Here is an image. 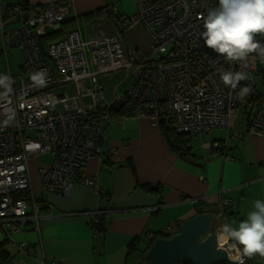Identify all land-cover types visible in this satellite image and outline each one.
I'll return each mask as SVG.
<instances>
[{"label":"built area","instance_id":"2783aa9c","mask_svg":"<svg viewBox=\"0 0 264 264\" xmlns=\"http://www.w3.org/2000/svg\"><path fill=\"white\" fill-rule=\"evenodd\" d=\"M217 5L218 0H141L136 15L129 21L145 29L148 53L125 46L117 34L95 35L83 43L74 29L46 45L45 59L37 40L47 30L60 29L71 11V3H9L6 15L0 17V57L5 58V74L18 81L12 85L9 98L0 100V224L7 223L9 230L15 232L27 220L37 222L38 207L34 205L32 214L27 211L28 161L42 154L52 159L48 168L39 169L44 191L68 194L79 184L106 199L95 179L83 176L82 172L87 160L99 153L104 128L115 120L108 114L107 107L111 105L115 109L127 105L128 115L145 117L155 125L165 119L175 133L194 138L216 128L228 130L231 117L240 108L248 112L247 131L264 134L262 99L253 97L245 103L238 99L244 85L255 93L253 74L259 59L253 55L246 63H228L206 48L201 39L203 17ZM117 19L126 20L115 16L113 21ZM14 22L18 26L9 28ZM257 39L264 41L263 36L258 35ZM6 43L24 56L22 78L14 77L8 70ZM90 65L95 68L92 73L88 70ZM41 69L47 73L46 87L34 86L30 80V74ZM119 70H125L133 80L125 94L112 103L106 102L96 77ZM228 70L243 71L248 79L231 90L220 81V73ZM86 82L89 84L85 85ZM67 85L73 86V94L54 93L59 86ZM88 98L91 103L87 105L84 100ZM9 115L14 120L5 124ZM220 205L228 208L229 201L221 200ZM98 224L95 219L94 235L103 234ZM168 230L169 227L164 228L161 234ZM156 237L155 233H147L148 239ZM223 249L226 254L236 255L234 259L227 255L228 259L239 263L236 248L224 242ZM19 250L26 255L34 251L28 243H21ZM140 264H146L145 260L141 259Z\"/></svg>","mask_w":264,"mask_h":264},{"label":"crops","instance_id":"0c3cea01","mask_svg":"<svg viewBox=\"0 0 264 264\" xmlns=\"http://www.w3.org/2000/svg\"><path fill=\"white\" fill-rule=\"evenodd\" d=\"M15 1L0 0V17L6 15L9 3ZM21 1L33 6L71 3V11L60 29L47 31L54 34L46 44L76 29L83 43L95 35L117 34L125 46L141 54L148 53L149 37L145 29L129 21L136 15L141 0ZM115 16L126 18L125 23H118L117 27L113 21ZM6 49L8 70L17 78L21 74L23 55L7 43ZM8 49H13V58L8 59ZM0 51H3L1 40ZM17 52L21 61L16 59ZM2 62L5 63V58ZM257 68L264 71V64L259 61ZM88 70L92 73L95 68L90 65ZM130 79L127 77V81ZM99 83L104 92V85L100 80ZM258 91L264 102V90ZM61 92L71 95L74 88L59 86L58 93ZM104 98L112 103L119 97L104 93ZM84 103L90 104V98ZM247 114L238 108L228 130L216 128L197 138L189 135L187 155L171 150L160 125L152 124L145 117L113 114L117 119L104 128L99 153L87 160L82 172L83 176L95 179L106 199L79 184L68 194L44 191L39 169L48 168L52 159L47 154L30 158L27 211L32 214L34 205L37 206L38 219L23 222L15 232L9 230L7 223L0 224V247L7 255L6 263L0 259V264H48L50 261L140 264L149 248L147 233H158L169 227L164 235L175 234L179 224L197 214L198 204L216 217L211 231L219 233L224 223L238 226L253 210L256 200L264 201V134L247 132ZM110 149L114 152L110 153ZM221 200H229L226 214L222 216L219 214ZM95 219L99 221L97 228L103 230L102 235L93 233ZM21 243L31 245L33 253L20 252ZM131 244L135 245L133 252L129 249ZM247 263L264 264V258L257 255L247 258Z\"/></svg>","mask_w":264,"mask_h":264},{"label":"clouds","instance_id":"9594fccd","mask_svg":"<svg viewBox=\"0 0 264 264\" xmlns=\"http://www.w3.org/2000/svg\"><path fill=\"white\" fill-rule=\"evenodd\" d=\"M258 35L264 36V0H218V5L203 17L201 39L204 46L228 63H246L254 55L264 64V41L258 40ZM161 51L165 49L161 48ZM247 79L248 75L243 71L220 73V81L231 90H236L240 82ZM30 80L34 86L46 87L47 73L43 69L33 72ZM14 83L10 75L0 74V100L9 98ZM250 92V86L240 87L238 99L243 100ZM12 120L14 116L9 115L4 123ZM220 235L237 249L239 264H244V258L257 255L264 258V201L256 200L253 210L238 226L222 224Z\"/></svg>","mask_w":264,"mask_h":264},{"label":"water","instance_id":"95a60500","mask_svg":"<svg viewBox=\"0 0 264 264\" xmlns=\"http://www.w3.org/2000/svg\"><path fill=\"white\" fill-rule=\"evenodd\" d=\"M215 222V215L205 210L179 224L175 234L157 237L146 251L148 264H239L218 247L217 233L211 231Z\"/></svg>","mask_w":264,"mask_h":264},{"label":"trees","instance_id":"16d2710c","mask_svg":"<svg viewBox=\"0 0 264 264\" xmlns=\"http://www.w3.org/2000/svg\"><path fill=\"white\" fill-rule=\"evenodd\" d=\"M23 3H26L24 1H22ZM116 24H120L121 21H114ZM122 23H125V21H123ZM119 24L117 27H119ZM54 34V32H49V33H46L45 36L43 37H40L37 41H38V45L40 47V52H41V56L45 59L46 58V42H48L52 37V35ZM264 38V37H263ZM261 68H257V70L254 72V76L257 78V80H260V84L261 86L264 88V71L260 70ZM18 77H23V72L21 70V74L18 76ZM16 83L18 80H14ZM244 86H248V85H244ZM242 86V87H244ZM255 87V86H254ZM254 91L255 93H252V90L251 92L243 99V100H240L241 103H245L247 102L250 98H253V97H256V98H261L263 99V96L259 93L258 90H256V88H254ZM125 94V93H124ZM108 109V114L110 115V118L111 119H117V117L119 116H126L128 115L129 111V107L127 105H124V106H121L119 107L118 109H115L112 105L107 107ZM113 114H116L118 115L117 117H114L112 116ZM109 124V123H108ZM158 125H160L161 127V131L166 139V141L168 142V145L169 147L171 148V150L174 152V153H178V154H183V155H187L189 154V149H188V146H189V142H190V138H189V135L188 134H178V133H175L173 132L170 128H169V125L167 123V121L165 119L161 120ZM248 132V131H247ZM249 133V132H248ZM221 151V149H218V151ZM220 207L222 209H220L219 211V214L221 215H224L226 214V210H225V207H222L220 205ZM205 207H203L202 205L198 204L196 205V211H197V214H200L202 213L204 210ZM219 210V208H218ZM221 215V216H222ZM101 222V220H100ZM129 249H131L130 251L133 252L135 251V245L134 244H131ZM0 259L2 260L1 262H5L7 261V255L6 253L2 250V248L0 247ZM4 263V264H5ZM174 264H190L188 262H177V263H174Z\"/></svg>","mask_w":264,"mask_h":264},{"label":"rangeland","instance_id":"374dc122","mask_svg":"<svg viewBox=\"0 0 264 264\" xmlns=\"http://www.w3.org/2000/svg\"><path fill=\"white\" fill-rule=\"evenodd\" d=\"M16 26H18V24H17V22H14L13 24H11L9 26V28H13V27H16ZM12 50L13 49H8V54L10 55V56H7L8 59L14 57V53H13ZM6 53H7V49H6ZM17 56L18 57H16V59L19 58V60L21 61L19 52H17ZM3 58H4V56L2 55L0 57V74H5V72H7V68L5 66V63L2 62L3 61ZM23 58H24V56H23ZM151 58H152V56H151ZM87 60H90V58H89L88 55H87ZM132 71H134V70H132ZM130 77H131V79L129 81H127V73H126V71L125 70H119V71H116V72H110V73H106V74H100L96 78H97L98 84H100L99 83V80H100L102 82V85H104V87H105L103 94L104 93H109V94H112V95H116L118 97H121L123 95L125 89L128 88L127 87L128 84L133 80V76H130ZM255 78L256 77L253 76V83H254L255 87L258 90H260V91L264 90V88L260 84V80H258V82H257V80ZM54 93L57 94L58 93V89L54 90ZM150 245H151L150 243L147 244V248Z\"/></svg>","mask_w":264,"mask_h":264},{"label":"bare ground","instance_id":"6f19581e","mask_svg":"<svg viewBox=\"0 0 264 264\" xmlns=\"http://www.w3.org/2000/svg\"><path fill=\"white\" fill-rule=\"evenodd\" d=\"M217 242H218V246H219L220 248H223V245H224V242H225V241H224L223 237L220 235V232H219L218 235H217ZM227 255H228V257L231 258V259L236 258V255H235V254H232V253H230V252H228Z\"/></svg>","mask_w":264,"mask_h":264},{"label":"flooded vegetation","instance_id":"af4514ba","mask_svg":"<svg viewBox=\"0 0 264 264\" xmlns=\"http://www.w3.org/2000/svg\"><path fill=\"white\" fill-rule=\"evenodd\" d=\"M228 201H229V200H228ZM168 231H169V230H168ZM216 233H217V235H218V232H216ZM155 234H157V237H163V235H164L165 233H164V234H161V232H158V233H155ZM166 235H170V233L168 232ZM157 237H156V238H157ZM156 238H155V239H156ZM155 239H154V240H155ZM149 240H150V244L154 241V240H151V239H149ZM218 247H219V246H218ZM222 249H223V248H222ZM223 250H224V249H223ZM144 260H145V262L147 263V260H146V259H144ZM246 263H247V261H246Z\"/></svg>","mask_w":264,"mask_h":264}]
</instances>
